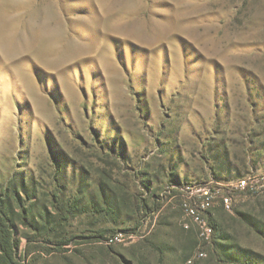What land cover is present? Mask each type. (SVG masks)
Returning a JSON list of instances; mask_svg holds the SVG:
<instances>
[{
  "label": "rangeland",
  "instance_id": "obj_1",
  "mask_svg": "<svg viewBox=\"0 0 264 264\" xmlns=\"http://www.w3.org/2000/svg\"><path fill=\"white\" fill-rule=\"evenodd\" d=\"M251 132L264 133V0H0V181L18 186L8 264H222L183 203L200 209V188L214 184L209 140L264 183V136ZM63 153L67 176L112 169L114 190L88 194L113 212L88 207L41 235L22 206L55 213L54 199L19 179L50 192ZM228 192L230 209L215 197L201 212L213 239L264 259V239L241 216L261 214L264 187ZM61 235L68 244L46 253Z\"/></svg>",
  "mask_w": 264,
  "mask_h": 264
},
{
  "label": "trees",
  "instance_id": "obj_2",
  "mask_svg": "<svg viewBox=\"0 0 264 264\" xmlns=\"http://www.w3.org/2000/svg\"><path fill=\"white\" fill-rule=\"evenodd\" d=\"M251 134L250 140L252 139L253 141H260V137L264 136V133L260 132H251ZM260 142L263 143V141ZM207 144L210 148L207 151L208 154L205 160L211 169V177L214 179V184L211 186L213 189L217 186V183L221 182V180L224 181L229 178L231 179V177H239L241 170L243 171V174H241L240 177L244 176V173L249 172L245 160L241 167V165L238 166V164L230 159V150L227 146L215 144L213 143V140H209ZM244 148L245 146H243V149ZM65 156L67 155L64 153L58 155L56 160L57 167L54 169V174H49L47 177L45 176L46 179H48L46 184L50 187V192L47 191L46 193V191H43V184L40 182L41 180H35L31 175H23V177L19 179L20 183L22 185L25 183L26 186L31 189L30 191L33 192V194L36 192L42 194L44 198L47 197L54 199V203H52V205L53 208H55V213L51 212L48 207H42L40 209L41 205L38 206V212H34V206L28 209L26 206H22L23 210H25L24 213H22L23 217L28 220L29 225L32 226L34 231L41 235L54 236L55 234L62 233V230L65 227L64 223L72 216L74 217L75 214L84 212L88 207L91 209L92 214L110 215L113 212L111 204H108L104 208H99L95 205L96 202L94 201L93 196L88 194L90 191L88 189L91 185H94L96 191L98 192L97 194L102 196L105 195L107 190H114L113 188L111 189L112 178L110 177V174L112 169L110 167H106L99 170L95 181H91V178H89L90 168L85 165L80 166L77 169L75 168L73 175L67 176L65 169V159H67V157ZM74 178L78 180V185H69L68 182H72ZM9 181H11L10 178L5 182L0 181V191L5 195V198L0 201V245L3 249H10V251L5 252V257H3V261L0 264H8L6 259L11 256L10 230L7 223L12 220V216L15 214V211L11 209L9 200H11L12 189L17 188L18 191V186H14V184L10 186V184H8ZM45 187L47 186L45 185ZM115 191L117 193V190ZM125 197L126 194L123 191V199ZM133 198L134 200H137V204L133 203L134 212L136 213V208L138 212H142L144 209L143 198L140 200H138L135 196ZM84 199L87 203L84 202ZM241 216L242 220L257 235L264 239V210H261V214L257 216H251L250 214H242ZM212 227L214 229L213 225ZM197 234L199 237V232ZM212 235L214 236V231ZM213 236L209 242L203 241V243H209V246H212V248H208V250L211 254L213 253V255H217V257H219L218 259L220 263L232 264L234 262H240L241 264H264V259L259 254H254L245 248L241 249L239 246L236 247L235 244H227L225 240L226 237L224 236L218 237L216 240L213 239ZM60 237L61 238L58 240H53V246L51 249H45L46 253L60 251L63 248V245L68 244L69 239L66 236L61 235ZM199 239L201 238L199 237ZM233 248H235L236 252L240 253L238 256H235L234 252H232ZM160 249L161 248L158 247L159 251ZM201 251L202 250L197 252V256ZM242 257L244 258L243 260Z\"/></svg>",
  "mask_w": 264,
  "mask_h": 264
},
{
  "label": "built area",
  "instance_id": "obj_3",
  "mask_svg": "<svg viewBox=\"0 0 264 264\" xmlns=\"http://www.w3.org/2000/svg\"><path fill=\"white\" fill-rule=\"evenodd\" d=\"M264 179V175L261 176ZM200 188V194L203 193L200 209L183 203L184 210L199 226V235L201 239L209 241L213 234V227L201 216V212L205 211L207 207L211 205L215 197H219L221 205L225 209L231 208V196L228 191L235 188L237 190L258 192L264 187V183L260 182L259 178L255 174H248L245 177L239 178L234 182H219L214 189L209 185L202 186ZM117 239V238H115ZM112 241V240H110ZM204 252H199L198 257H203Z\"/></svg>",
  "mask_w": 264,
  "mask_h": 264
}]
</instances>
